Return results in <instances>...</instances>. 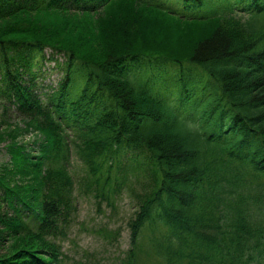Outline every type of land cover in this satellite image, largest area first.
Instances as JSON below:
<instances>
[{
  "label": "trees",
  "instance_id": "obj_1",
  "mask_svg": "<svg viewBox=\"0 0 264 264\" xmlns=\"http://www.w3.org/2000/svg\"><path fill=\"white\" fill-rule=\"evenodd\" d=\"M4 143L0 264L63 263L77 184L131 193L122 264H264V0H0Z\"/></svg>",
  "mask_w": 264,
  "mask_h": 264
},
{
  "label": "rangeland",
  "instance_id": "obj_2",
  "mask_svg": "<svg viewBox=\"0 0 264 264\" xmlns=\"http://www.w3.org/2000/svg\"><path fill=\"white\" fill-rule=\"evenodd\" d=\"M52 57H54L52 51H48L45 61L41 60L42 71L36 79L37 93L45 101L46 93H52L65 76L63 65L65 58L56 56L55 59H51ZM8 117L9 122L13 124L20 121L14 110ZM33 138L34 135L28 133L23 141H31ZM7 144L2 145L1 165L9 161L5 149ZM71 170L76 177L82 175L84 171L75 154L72 156ZM75 195L76 210L65 235H62L58 241L64 255L61 264H122L120 261L131 248L129 221L135 212V202L131 193L122 189L112 196L113 205H109L107 199L96 197L95 193H87L86 188L79 184L76 185ZM147 264L157 263L148 261Z\"/></svg>",
  "mask_w": 264,
  "mask_h": 264
}]
</instances>
